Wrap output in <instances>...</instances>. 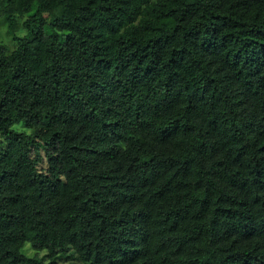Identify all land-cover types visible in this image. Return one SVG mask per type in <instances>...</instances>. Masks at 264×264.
Listing matches in <instances>:
<instances>
[{"label":"trees","instance_id":"1","mask_svg":"<svg viewBox=\"0 0 264 264\" xmlns=\"http://www.w3.org/2000/svg\"><path fill=\"white\" fill-rule=\"evenodd\" d=\"M0 17V264H264V0Z\"/></svg>","mask_w":264,"mask_h":264},{"label":"rangeland","instance_id":"2","mask_svg":"<svg viewBox=\"0 0 264 264\" xmlns=\"http://www.w3.org/2000/svg\"><path fill=\"white\" fill-rule=\"evenodd\" d=\"M26 16H19L18 17V26L16 27V33L23 35L25 34V28L22 24L24 18ZM18 42L12 35V33L9 31L8 23L4 17H0V46L5 52L12 51L16 46ZM17 127L25 128L26 126L24 124H18ZM6 142L2 139L0 135V146H5ZM24 252L28 255H33L35 253V249H33L30 245V243H27L24 247ZM43 252H39L38 255L41 256ZM71 261L67 258H59L56 261H53L50 258H47L45 260L46 264H70Z\"/></svg>","mask_w":264,"mask_h":264}]
</instances>
